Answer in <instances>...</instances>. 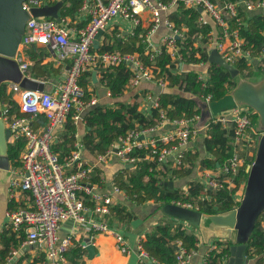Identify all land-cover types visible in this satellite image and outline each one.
I'll list each match as a JSON object with an SVG mask.
<instances>
[{"label":"built area","instance_id":"built-area-1","mask_svg":"<svg viewBox=\"0 0 264 264\" xmlns=\"http://www.w3.org/2000/svg\"><path fill=\"white\" fill-rule=\"evenodd\" d=\"M61 0H24L23 8L30 12L31 17L26 24L20 50L16 55L21 70L26 75L30 64L26 60L27 49L36 46L48 47L54 54V60L59 65H65V77L53 91H41L27 89L18 83L7 82L6 90L9 94H18V109L11 102H2L3 117L12 134L9 140L15 142L18 138L25 139V146L20 154V165H14L13 171H17L18 177L11 180L9 190L14 196L17 190L29 192L34 204L32 208H21L16 211H8V224L13 229H25L27 247H34L39 253L45 255L42 261L36 264H64L67 261L66 254L75 242L73 235L61 236L59 230L63 222L69 219H77L85 222L89 217L88 212L99 214L110 213L113 198L109 193L100 192L98 187L90 184L94 168L116 154L124 162L135 163L137 156L131 155L133 150H146L145 158L157 163L156 170L160 179L175 178L174 171L185 166V148L193 137V124L201 118V114L181 119H170L161 109L160 118L156 125L128 130L125 134L111 144L105 153L99 154L95 163L89 162L82 156L79 143L72 150L71 155L65 161H61L60 154L53 149L56 129L65 124L71 117L78 124L82 121L83 113L96 105L98 100L91 97L88 100L87 90L80 83L82 76L87 72H93L97 68H109L125 64L132 70V78L128 83L137 86L143 79L155 80L161 87L168 86L164 77H157V72L152 66H146L142 59L134 54L120 51L97 52L93 50V43L99 30H106L109 23L121 16L129 20L136 28L141 24V14L148 11L150 14V33L155 32L161 24H165L170 33L165 36L159 47L151 46L148 52L149 58L154 63L155 58L165 47L176 61L182 57L183 46L179 39L186 40V30L176 25L164 13H169L174 7L180 6L185 10H197L202 8L198 15L201 25L209 24V17L222 26V34L217 38L209 37V44L215 45L219 54L230 64L246 62V68L239 69L240 74L249 72L248 77H256L257 73L264 74V46L260 49L246 47L245 38L240 35L242 24L238 6L242 3L245 10L263 11L264 0L253 3L247 0H84L82 9L87 10L90 16L89 22L78 30L70 26V16L61 14L60 20L54 17L34 16L33 8L53 5ZM64 5V4H63ZM63 7V6H62ZM236 24V29L232 25ZM202 34L199 35V42ZM204 65V63H200ZM249 68V69H248ZM199 72V79L204 81L208 72ZM253 74V75H252ZM201 100L209 104L213 97L211 94L201 95ZM152 107L159 108V97L153 99ZM40 114H45L47 122L41 129L34 127V119ZM255 110L249 106H241L235 109L229 116L218 118L226 126L233 128L232 155L217 168H206L203 173L202 193L194 200H174L171 203L200 210V203L211 200L210 193L221 189L234 190L233 197L239 201L243 197L247 176L255 159L261 132L254 128L252 116ZM171 123L176 126L174 130L160 136L151 135L153 132ZM19 167V168H17ZM11 168V166H10ZM240 183L236 182L238 176H245ZM114 191L120 192L122 188L113 186ZM189 186L183 188L188 192ZM176 225L182 229L197 234L196 225L187 220L173 217ZM260 226L264 230V215L260 219ZM94 231L107 232L111 230L103 222L94 220ZM117 245L125 254H131L134 249L127 245L124 234L114 231ZM85 247V245H84ZM177 255L175 264H193V257L197 250L189 251L181 239L176 240ZM209 250H220L210 242ZM137 255L139 264H159L144 247L142 241L138 243ZM16 251L10 253L8 262L16 255ZM231 254L222 258L221 264H228ZM204 263L208 262L205 256Z\"/></svg>","mask_w":264,"mask_h":264},{"label":"trees","instance_id":"trees-1","mask_svg":"<svg viewBox=\"0 0 264 264\" xmlns=\"http://www.w3.org/2000/svg\"><path fill=\"white\" fill-rule=\"evenodd\" d=\"M168 1V0H165ZM250 2H257L258 0H247ZM77 1L74 0V5L66 8L67 13H73L78 8ZM240 17L242 24L240 25V35L246 40V47L252 49H260L264 45V13L258 11H243L240 10ZM197 10H185L180 7L179 11L170 14L171 20L176 25H184L187 28L186 40L179 39V44L183 46L178 63H208V75L204 81L199 79V72L195 70H182L180 66L176 65V61L172 58L170 53L164 47L162 52L155 58L154 63L145 53V48L142 43V38L138 35L128 36L127 38H117L114 42L106 41L104 45L100 46L97 51H114L121 50L124 52L137 51L141 55V59L147 66H154L157 77H164L168 80V87H178V92L165 91L159 95L160 107H152L148 111L139 109V103L135 99L131 102H117V106L96 104L90 107L85 115H83V122L85 123L86 131L82 137V144L84 148L93 155L104 153L110 145L118 138V136L125 134L128 130L143 128L156 125L160 118V110L166 112V116L170 119H181L184 117H191L194 114H202L199 100L201 95L211 94L213 99H218L228 93L236 86L239 79L231 76L230 72L220 64L209 62L208 51L202 50L196 46L200 34L210 33V25H200L198 23ZM140 31V30H138ZM206 39V37H204ZM138 43V46H137ZM36 47L31 48V58L35 61L32 66L34 70L44 68L41 64V57L48 55V52L40 50L39 58ZM93 50H96L93 48ZM52 63H48L51 65ZM240 70L246 68V62H239L236 65ZM249 69V68H248ZM101 77L99 81L107 86L115 96H121L124 93L127 83L132 78V70L125 64L113 66L109 68H100ZM49 73V72H48ZM250 70L243 75H251ZM253 75V74H252ZM93 81L92 72L85 73L80 83L87 90L88 84ZM2 102L9 100L6 92V84H3L0 92ZM7 96V99H6ZM12 97V96H11ZM87 98H90V92L87 90ZM137 98V96H135ZM15 101L12 100V103ZM16 108V107H15ZM43 118L47 117L45 115ZM202 116V115H201ZM46 121V120H45ZM202 123H206L207 132L204 138L205 148L209 156L201 158L200 163L208 168H217L232 155V136L234 134L232 125L226 126L218 119L211 116L202 117ZM254 124L258 122V115L252 116ZM77 126L74 124L71 115L65 122L59 136L58 141L53 144V149L60 153L61 161H65L74 149L76 141ZM25 146V139L18 138L15 142L9 143V158L11 164L19 165L20 154ZM146 150L135 149L131 153L137 156L138 159L131 168H123L119 172L115 182L124 188L130 199L137 201L155 200L162 209L167 203L174 200H194L202 193V185L199 181L190 182L188 192H185L182 187L175 186L172 188L166 184V180L158 177L156 170L157 163L145 158ZM199 154L193 155L187 153V166L182 171L172 169L180 177L189 175L195 167ZM94 180L99 181L103 173L101 170ZM245 176H238L236 182L240 183ZM234 190L221 189L212 191L210 193L211 200H206L200 203V209L205 213H217L229 211L239 205L233 197ZM111 221L117 224H126L130 218V214L126 207L120 205H113L110 209ZM262 213L256 223V227L247 244L246 260H251L249 264H264V230L260 226V219ZM174 218L166 219L154 226L142 241L143 247L158 261L159 264H175L177 247L176 240L181 239L184 246L189 250H195L197 246L198 237L193 232H189L181 228V225H176ZM9 233L10 230L4 228L0 232V264H6L9 252ZM214 242L220 250L208 251V262L205 264H221L222 258L231 254L230 247L232 241L228 238L212 236ZM86 250L82 246H77L72 250L70 257L74 264H82L81 259ZM245 264H248L247 262Z\"/></svg>","mask_w":264,"mask_h":264},{"label":"crops","instance_id":"crops-1","mask_svg":"<svg viewBox=\"0 0 264 264\" xmlns=\"http://www.w3.org/2000/svg\"><path fill=\"white\" fill-rule=\"evenodd\" d=\"M76 1L78 4L77 5L78 8H76L73 11V13H67L66 8L73 6L74 0H66L64 2L63 7H61L62 8L61 14H66L70 16V26L72 27V29L78 30L86 26V24L90 20V16L87 10L82 9L84 0H76ZM168 1H165V2H168ZM214 1H218V0H214ZM179 9H180V6H176L169 13L165 12L163 19L168 18L171 20L170 14L172 12L179 11ZM241 9L243 11L245 10V6L242 3H240L238 6L239 13ZM201 11L202 9L201 10L199 9L198 15L202 13ZM255 11H258V10H255ZM258 12L264 13L263 11H258ZM208 19H209L208 25L211 26L210 33H208L207 36H205L206 34H202V39L200 42L199 41L196 42V46H199L202 50L208 51V54L210 55L211 51L215 49V45L209 44L207 48L206 40L208 39V36L209 37L211 36L213 38H217L218 36H220L222 34L223 28L214 20V18L208 16ZM235 25L236 24L232 25V29L237 28ZM180 26L187 31V28L184 25H180ZM169 33H170V30L165 24H161L160 27L157 30H155V32L150 33V14L148 13V11H144L141 14V24L137 26L136 28L133 26V24L129 20H126L121 16H117L109 23L107 29L101 35L99 39L100 41L99 47L104 45L106 41L114 42L117 38H127L128 36L138 35L139 38H142V43L145 48V53L148 55V52L151 49V46L159 47L162 44L165 36L168 35ZM204 37H206V39H204ZM137 46H138V43H137ZM99 47L94 48L93 46V48L96 49L95 51H97ZM31 48L27 49L28 56L26 57V60L29 62L30 66L26 71V75L40 82H44L45 91H53L56 88V86L65 77L66 68L69 62L61 66L59 65V63L56 62V60H54V54L48 47L36 46V48L39 49L36 51L38 58L40 56L39 55L40 50L44 51L45 53L48 52V55H46L45 57H41L42 59H39L41 60V64L44 66V68L43 69L38 68L37 70H34L32 66L34 65L35 61L31 58V55H30ZM114 51L134 54L141 58L140 53L137 51H134V52H124L121 50H114ZM49 62L52 64L48 65ZM183 69L202 71V72L207 73L209 69V64L204 63V65H201L197 63H190V64H185L183 66ZM260 74L261 73H257L256 75H260ZM100 77H101V72H98L97 82H94V81L90 82V84H88V89H87L90 92V98L91 97L97 98L98 105L106 104V105H112L116 107L117 102H131L136 99L139 103V109L143 111H148L152 108L153 99L159 97V95L162 92H165V91L178 92L179 91L177 86L173 88H170L168 86L161 87L155 80L143 79L141 83L137 86H130L128 84L130 82L129 81L125 87L124 93L121 96H115L113 92L107 86H105L103 83L99 81ZM167 84H168V80H167ZM6 92L8 95L12 96V97L8 96L9 100L11 99L10 100L11 103H12V100H14L15 102L12 104L15 105L16 107L15 109H18L17 101L19 100V95L9 94L7 90ZM135 96H137V98H135ZM6 99H7V96H6ZM86 100H88V98H86ZM6 101L8 102V100ZM85 113L86 112H84L83 115H85ZM40 115H45V114H40ZM43 117L44 116H39V115L35 117L34 119L35 128L41 129L44 126V124H46L47 119ZM72 120L74 121V124H76L77 126L76 141L74 143V149L76 148L75 144L78 142L79 147L82 151V156L85 159H87L89 162L95 163L98 155L102 153L93 155L84 148L82 144V137L86 131L85 123L82 120L77 124L73 118ZM201 120H202V117L193 124V130L195 132L189 144L185 148V154H186L185 166L179 169L178 171H182L187 166L189 167V162L187 160L188 152L192 153L193 155L199 154L197 163L195 167L193 168V171L189 175H184L183 177H180L178 174L174 172L175 178L169 177L168 179H166V181L173 180L175 184L174 187L178 186V187L185 188L190 185V182L200 180V179L202 180L203 178L205 166H203L200 163V161H201V158L205 156H209V153L206 150L205 144H204V138L206 136L207 126H206V123H202ZM63 126L64 124L59 126L55 131V140H54L55 143L58 141L59 136H61V131L63 129ZM175 128H176L175 125L168 123L165 126H162V128H159L158 130L153 132L151 135L153 136L164 135L166 133L171 132ZM10 143H12L11 140H10ZM128 164L130 163L124 162L119 156L114 154L108 159L107 162L99 163L94 168L92 176L89 179L90 180L89 182L91 185H95L96 187H98L97 190H100V192H103V193L111 194L113 198V204L110 206V209L113 205H120V206H124L127 208L130 214V218L128 219V222L126 224L124 223V224L119 225L116 222L111 221L110 213L99 214V213H94L92 211L88 212L89 217H87L85 222H81L77 219L66 220L65 222L62 223L61 228L59 230V234L61 236L73 235L75 238V242L70 248V250L67 252L66 254L67 261L64 264H74L70 257V254L72 253V250L79 245L82 246L86 250V252L84 253L81 259L82 264H139V258H138L137 251H136L138 243L143 241L147 233L154 226H156L159 222L165 221L166 219L169 220L173 218L172 216L166 215L163 212V208L160 209L159 204L154 199L147 200V201H137V200L135 201V200L130 199L126 190L120 187L115 182V179L117 178L119 172L123 170V168L125 167L132 168L134 166L133 163H132L133 166H128ZM12 167H14L13 164H11V168L9 170L0 169V232L4 228H7L8 230H10V233H9L10 247H9V252H8L7 257H9L10 253L14 251L17 252L16 255L12 257L11 261L8 262L7 260L6 264H36L39 261H42L45 258V255L42 253H39L37 250H35L34 247H27L25 245V239H26L25 229H13L7 226L8 224L7 212L8 211H16L21 208H32L34 204L33 197L29 192L21 191L18 189L17 192L14 194V196L10 194L9 186H10L11 180L19 176V174H17V171L12 170ZM99 170L102 171L103 176L99 181H96L94 180V178L98 176ZM114 185L119 186L120 188H122V190L120 192L114 191V188H113ZM94 220H98V222H103L107 224L111 230H108L107 232L94 231L91 228L92 222ZM196 227L198 228L197 229L198 233L196 235L198 237L197 246L199 248L196 249L197 253L193 257V264H205L203 262V259L205 256L206 257L208 256V250H209L208 245L213 239L212 236L216 235L217 237H222L224 239H226V237H224L221 234H217V233L213 235H207L201 227L199 226H196ZM117 230L121 231L124 234L127 245L134 249V251L131 254H125L119 249L117 245L116 236L114 234V231H117ZM87 238H91L92 244L94 245L95 250H96V254L93 257L89 256V252L87 248L84 247V241ZM247 263L248 264L251 263V260H247Z\"/></svg>","mask_w":264,"mask_h":264},{"label":"water","instance_id":"water-1","mask_svg":"<svg viewBox=\"0 0 264 264\" xmlns=\"http://www.w3.org/2000/svg\"><path fill=\"white\" fill-rule=\"evenodd\" d=\"M66 0H61L53 5L33 8L34 16L54 17L60 20L59 10ZM24 0H0V92L3 84L7 82L18 83L27 89L43 91L45 83L25 75L21 70L16 55L20 50L26 24L31 17L29 11L23 8ZM202 8H200L201 10ZM264 12V10H263ZM104 30H99L94 40V48L99 47V39ZM209 62L217 63L225 67L232 77L237 78L241 74L239 69L227 62L215 48L209 55ZM94 82H97V68L92 72ZM239 81L224 96L212 100L207 104L199 100L202 108V116H211L218 119L232 114L241 106L253 108L258 115V124L261 126L254 162L247 176L243 197L237 207L229 211L217 213H205L200 210L186 208L173 203L163 206L166 215L184 219L201 227L207 235L221 234L232 241L230 247L231 257L228 264H245L247 244L256 227L259 216L264 213V74L256 77L244 78ZM12 131L7 126L2 112V100L0 96V169L9 170L11 161L9 158V143ZM128 166H133L132 163ZM174 188V181H167ZM89 256L96 254L91 238L84 241Z\"/></svg>","mask_w":264,"mask_h":264},{"label":"rangeland","instance_id":"rangeland-1","mask_svg":"<svg viewBox=\"0 0 264 264\" xmlns=\"http://www.w3.org/2000/svg\"><path fill=\"white\" fill-rule=\"evenodd\" d=\"M240 76H242V77H244V78H247L245 75H243V74H241ZM240 76L239 77H237V78H240ZM254 128H255V130H257L258 132H261V126L258 124V123H256L255 125H254ZM224 239V238H223Z\"/></svg>","mask_w":264,"mask_h":264}]
</instances>
